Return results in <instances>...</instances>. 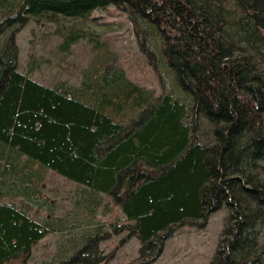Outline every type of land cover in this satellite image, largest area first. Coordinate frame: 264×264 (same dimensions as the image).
<instances>
[{
    "label": "trees",
    "instance_id": "1",
    "mask_svg": "<svg viewBox=\"0 0 264 264\" xmlns=\"http://www.w3.org/2000/svg\"><path fill=\"white\" fill-rule=\"evenodd\" d=\"M109 6L131 22L159 94L112 61L91 62L78 85L19 71L30 19L84 22ZM56 25L64 51L86 37ZM46 170L80 184L76 212L111 197L128 222L111 224L120 242L140 243L126 264L149 263L177 227L204 228L223 208L209 264H264V0H0V264H26L51 230L63 235L41 264H107L109 233L91 213L52 214Z\"/></svg>",
    "mask_w": 264,
    "mask_h": 264
},
{
    "label": "rangeland",
    "instance_id": "2",
    "mask_svg": "<svg viewBox=\"0 0 264 264\" xmlns=\"http://www.w3.org/2000/svg\"><path fill=\"white\" fill-rule=\"evenodd\" d=\"M57 21L58 23L30 19L17 33L19 71L45 85H53L63 80L78 85L83 69L91 62L100 64L102 60L112 61L122 67L132 81L153 89L156 94L162 91L156 75L138 47L131 22L114 6L93 11L84 22L61 17ZM56 24L81 27L85 30L86 37L71 45L68 51H64L60 48L62 38L56 31ZM95 43L97 46H94ZM39 185L43 196L54 205L52 214L60 217L66 215L70 221L82 223L86 220L85 215L91 213L92 218L87 221L99 222L106 228L109 236L99 241L98 246L103 253L114 250L107 264H126L137 256L139 240L130 237L121 243L126 231L116 232L111 227L112 223L123 227L128 222L110 196L101 194L100 204L95 209L90 208L80 213L75 211L74 205L80 184L46 170L45 178ZM20 200L16 199L15 202L19 204ZM6 201L13 199L7 198ZM68 211L72 213L68 215ZM30 212L37 219L49 215L47 208H37L34 205ZM225 216L223 208L212 213L204 228L185 225L177 227L172 236L164 241L155 259L147 264H209L224 227ZM83 226L77 227L75 233H81ZM62 235L61 232L51 230L40 241H36L26 264H41L42 260L52 258L57 252V242ZM13 263L23 264L20 260Z\"/></svg>",
    "mask_w": 264,
    "mask_h": 264
}]
</instances>
